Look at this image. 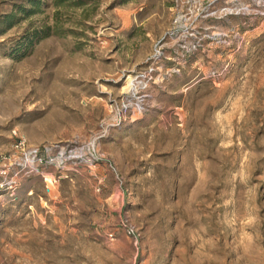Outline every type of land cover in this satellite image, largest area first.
Masks as SVG:
<instances>
[{"label":"rangeland","instance_id":"374dc122","mask_svg":"<svg viewBox=\"0 0 264 264\" xmlns=\"http://www.w3.org/2000/svg\"><path fill=\"white\" fill-rule=\"evenodd\" d=\"M0 264H264V0H0Z\"/></svg>","mask_w":264,"mask_h":264},{"label":"trees","instance_id":"16d2710c","mask_svg":"<svg viewBox=\"0 0 264 264\" xmlns=\"http://www.w3.org/2000/svg\"><path fill=\"white\" fill-rule=\"evenodd\" d=\"M67 1H70V0H54V5L55 6H63L64 4H66ZM31 3H32V6L34 8L37 9L39 7V5L36 2H31ZM81 3H82L81 1H78L77 2V5H81ZM19 12L20 13H24V14H31L32 13L30 11H26L25 9H21ZM14 18H15L14 14H10V15H7V16L3 17V24H7L6 25L7 27L12 26L14 24ZM47 31H48V29L42 31V34L41 35L38 34V33H35L34 36L35 37H43V36H46L47 33H48Z\"/></svg>","mask_w":264,"mask_h":264},{"label":"built area","instance_id":"2783aa9c","mask_svg":"<svg viewBox=\"0 0 264 264\" xmlns=\"http://www.w3.org/2000/svg\"><path fill=\"white\" fill-rule=\"evenodd\" d=\"M19 146H23V144H19ZM28 154H29V157H30V159H31L32 161H35V160L37 159V157H38V151L35 150V149L29 151ZM128 234H129V235H132V234H133V231L129 230V231H128Z\"/></svg>","mask_w":264,"mask_h":264},{"label":"bare ground","instance_id":"6f19581e","mask_svg":"<svg viewBox=\"0 0 264 264\" xmlns=\"http://www.w3.org/2000/svg\"><path fill=\"white\" fill-rule=\"evenodd\" d=\"M127 80H128V85H129V86H131V78H130V77H128V79H127Z\"/></svg>","mask_w":264,"mask_h":264}]
</instances>
